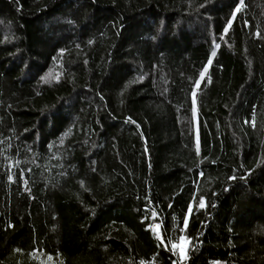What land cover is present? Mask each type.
Returning a JSON list of instances; mask_svg holds the SVG:
<instances>
[{"label": "trees", "instance_id": "obj_1", "mask_svg": "<svg viewBox=\"0 0 264 264\" xmlns=\"http://www.w3.org/2000/svg\"><path fill=\"white\" fill-rule=\"evenodd\" d=\"M236 3L0 0V264H264V0Z\"/></svg>", "mask_w": 264, "mask_h": 264}, {"label": "snow or ice", "instance_id": "obj_2", "mask_svg": "<svg viewBox=\"0 0 264 264\" xmlns=\"http://www.w3.org/2000/svg\"><path fill=\"white\" fill-rule=\"evenodd\" d=\"M203 6L204 5H201V7H203ZM242 7H243V0H239V3H236L234 9L231 11V17H235L236 13L239 12ZM231 23H232V20L228 19V21H227L228 26H231ZM227 31H228V27H225L224 28V32L226 33ZM223 38H224L223 36L220 37V39H223ZM89 43H91V41H89ZM216 47H219V45H216ZM215 55H216V52L213 51L211 53V57H214ZM211 57L208 58V61H207L208 64L212 63V58ZM207 71H208V68H207V66H205L203 68V70L199 73V76H200L201 79L204 78L205 73ZM140 78L143 79L142 76ZM42 79H43V77H42ZM195 85L198 87L200 85V80H196L195 81ZM192 112H193V115L195 116L196 115V91H195V89L192 90ZM238 178L240 180H245L246 176L245 175H240ZM8 179L11 180L12 176L9 175ZM228 179L229 180H235V179H237V177L236 176H230V177H228ZM227 190L228 189L225 188V191H227ZM205 206L206 205H205L204 198L200 197V199H199V207L200 208H204ZM192 210H193L192 206L189 205L187 211L190 213ZM156 215H157V213L153 211L152 212V216L155 217ZM187 223H188V219H187V217H185L184 218L185 226L187 225ZM180 241H181V243L179 245V257L182 260L186 256V245H188L190 247L191 241H190V238H186L184 236L180 237ZM176 248H177V245L173 244L172 245V249L175 250ZM174 254H175V252H174ZM49 259H51V257H49ZM141 264H143V261H141ZM173 264H179V261H174Z\"/></svg>", "mask_w": 264, "mask_h": 264}, {"label": "rangeland", "instance_id": "obj_3", "mask_svg": "<svg viewBox=\"0 0 264 264\" xmlns=\"http://www.w3.org/2000/svg\"><path fill=\"white\" fill-rule=\"evenodd\" d=\"M207 68L209 69V67H207ZM206 73H205V75H206ZM202 80L203 79L200 78V83L202 82ZM154 232H155L156 235H159L160 234L159 228L155 227L154 228ZM179 245H177V248H176L178 255H179ZM188 249H189V246L186 245V256H187ZM186 256L182 260L186 259ZM49 257H51V256H45L42 253L31 254V259L33 261H35L36 263H38V264H61L62 263V259L61 258L51 257V259H49Z\"/></svg>", "mask_w": 264, "mask_h": 264}]
</instances>
